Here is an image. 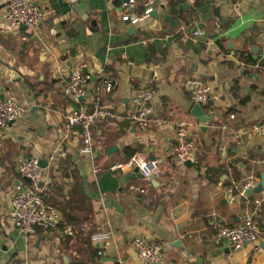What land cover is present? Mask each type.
I'll use <instances>...</instances> for the list:
<instances>
[{
    "label": "crops",
    "instance_id": "obj_1",
    "mask_svg": "<svg viewBox=\"0 0 264 264\" xmlns=\"http://www.w3.org/2000/svg\"><path fill=\"white\" fill-rule=\"evenodd\" d=\"M9 1L0 0V60L15 77L0 71V100L12 98L24 112L0 131V264H142L134 237L160 244L164 264H264V191L245 204L228 198L246 179L259 185L264 176V141L251 131L264 121V0H158L155 14L136 26L121 21L117 1L31 0L47 14L36 32L4 23ZM82 62L91 75L83 105L115 113L93 127L92 157L81 154L82 134L68 125L80 105L61 90ZM193 77L212 89L203 130L184 89ZM145 84L156 92L152 120L162 124L141 131L127 115ZM181 121L196 144L188 166L169 156ZM34 151L48 163L42 194L62 222L23 235L10 211L29 185L17 166ZM130 155L159 160V173L122 183L133 171L111 168ZM256 201L259 242L215 245L217 229L238 226ZM68 224L73 237L64 235ZM108 230L113 238L99 256L91 236Z\"/></svg>",
    "mask_w": 264,
    "mask_h": 264
},
{
    "label": "built area",
    "instance_id": "obj_2",
    "mask_svg": "<svg viewBox=\"0 0 264 264\" xmlns=\"http://www.w3.org/2000/svg\"><path fill=\"white\" fill-rule=\"evenodd\" d=\"M119 1L118 16L123 22L139 25L143 20L150 19L158 10L160 3L158 0H111ZM139 11L140 13H138ZM46 11L41 5L35 4L31 0H10L4 14V23L12 28L25 26L33 31H39L44 20ZM54 34V31H52ZM201 35V31L194 32V37ZM213 45V50L217 47ZM89 65L82 62L74 67L68 78L63 82L61 90L63 95L74 105H80L72 115L68 117V125L78 128L82 134L83 147L81 154L93 156L95 150V140L92 129L100 121L114 118L112 109L99 106L89 110L83 101L86 98L85 88L91 81L88 73ZM113 84L105 82V90L111 92ZM184 89L189 94L192 102L203 109L209 105L212 99V89L201 78H189L184 82ZM156 92L148 84L142 85L136 90L133 97V110L127 115L139 130L148 131L151 127H160V120H152L154 113L153 99ZM23 108L12 98L0 100V131L16 122L22 113ZM235 118L234 115L231 116ZM190 124L187 121L178 122L175 125L176 138L169 156L180 166H185L196 150V144L190 139ZM252 133L264 141V121L252 127ZM53 160V156L50 158ZM264 166V159L261 160ZM138 168L142 178L149 179L160 171V161L148 159L141 156H133L125 163L114 165L112 171H133ZM19 174L30 180V184L19 189L14 195L10 216L15 227L23 235H33L38 229L53 230L62 222V215L58 208L46 201L43 197L42 183L45 177V169L41 168L38 158H30L20 162L17 166ZM95 172H101L100 169ZM221 185V184H220ZM258 186L256 178H248L241 185L239 193L234 194L230 190L228 198L232 202L234 199L248 198L246 193ZM261 212V201H256L253 209H246L240 224L234 228L220 226L214 237L213 243L219 244L224 240L231 243L235 250L243 249L246 246L256 244L261 239V230L255 217ZM64 235L73 237L74 227L68 224L64 229ZM113 231H102L91 236V242L100 247L98 255L102 256L107 249L108 242L113 238ZM131 244L142 264H164L162 246L155 242H149L139 237H134Z\"/></svg>",
    "mask_w": 264,
    "mask_h": 264
},
{
    "label": "water",
    "instance_id": "obj_3",
    "mask_svg": "<svg viewBox=\"0 0 264 264\" xmlns=\"http://www.w3.org/2000/svg\"><path fill=\"white\" fill-rule=\"evenodd\" d=\"M79 2V4H84L83 6H85V4H88L87 1L85 0H77ZM155 14V13H154ZM153 14V15H154ZM23 28H25V26H22ZM201 28V27H200ZM197 31V29L195 30ZM0 71L2 74H4L7 78H14L15 74L5 65L2 64L1 60H0ZM2 99H5L4 97ZM75 110H77V108H75ZM192 116H194L200 123V126L202 127V130L205 129L206 127H208L209 125V121L211 120V118L209 116L206 115L205 110L198 106L195 105L193 110H192ZM38 158L39 159V164L41 166V168L46 169L48 167V163L46 160L39 158V154H35V151L33 152V154L30 156V158ZM189 165V162H187L186 166ZM137 177H141V175L139 174V170L138 168H135L131 174V176H125L124 178H122V183L125 180H130V179H134ZM154 176H152L150 179H153ZM26 182L28 184H30V180L29 179H25ZM264 191V176L262 179L261 184H259L256 188L252 189V190H248L246 195L247 197L252 196L253 194H260ZM242 201L244 202V204L247 201V198H242Z\"/></svg>",
    "mask_w": 264,
    "mask_h": 264
},
{
    "label": "trees",
    "instance_id": "obj_4",
    "mask_svg": "<svg viewBox=\"0 0 264 264\" xmlns=\"http://www.w3.org/2000/svg\"><path fill=\"white\" fill-rule=\"evenodd\" d=\"M117 3H119V1H117ZM132 157H133V156L130 155V158H132ZM130 158H129V159H130ZM239 190H240V188L236 189V190L234 191V194H238V193H239Z\"/></svg>",
    "mask_w": 264,
    "mask_h": 264
}]
</instances>
